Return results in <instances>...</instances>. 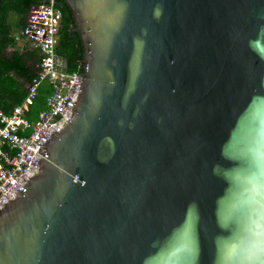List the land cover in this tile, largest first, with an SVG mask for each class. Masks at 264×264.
<instances>
[{
	"label": "water",
	"instance_id": "95a60500",
	"mask_svg": "<svg viewBox=\"0 0 264 264\" xmlns=\"http://www.w3.org/2000/svg\"><path fill=\"white\" fill-rule=\"evenodd\" d=\"M65 2L83 69L0 264H264V0Z\"/></svg>",
	"mask_w": 264,
	"mask_h": 264
},
{
	"label": "built area",
	"instance_id": "2783aa9c",
	"mask_svg": "<svg viewBox=\"0 0 264 264\" xmlns=\"http://www.w3.org/2000/svg\"><path fill=\"white\" fill-rule=\"evenodd\" d=\"M62 13L54 0L30 4L24 26L13 36L25 39L39 51L26 95L8 112L0 107V203L37 163L34 155L50 129L64 115L83 69L69 71L65 59L56 53ZM48 92L44 107L33 109L37 90Z\"/></svg>",
	"mask_w": 264,
	"mask_h": 264
},
{
	"label": "trees",
	"instance_id": "16d2710c",
	"mask_svg": "<svg viewBox=\"0 0 264 264\" xmlns=\"http://www.w3.org/2000/svg\"><path fill=\"white\" fill-rule=\"evenodd\" d=\"M40 0H1L0 2V107L8 112L15 104L21 103L26 89L36 74L38 49L20 52L11 33L24 26L30 4ZM62 17L56 53L62 56L69 71L77 69L83 62V45L71 9L65 0H54ZM14 19L11 20L10 16ZM47 85L43 84L34 100L33 109L44 107Z\"/></svg>",
	"mask_w": 264,
	"mask_h": 264
},
{
	"label": "crops",
	"instance_id": "0c3cea01",
	"mask_svg": "<svg viewBox=\"0 0 264 264\" xmlns=\"http://www.w3.org/2000/svg\"><path fill=\"white\" fill-rule=\"evenodd\" d=\"M12 16V15H11ZM11 20L14 19V17L12 16L10 18ZM25 23V22H24ZM19 30H13L11 35H14L15 33H17ZM13 37V36H12ZM16 42V48L20 51V52H23L25 50H28V51H31L33 49H37L35 47H33L28 41H26L25 39H16V38H13ZM46 85V84H45ZM2 109V108H1ZM3 110V109H2Z\"/></svg>",
	"mask_w": 264,
	"mask_h": 264
},
{
	"label": "rangeland",
	"instance_id": "374dc122",
	"mask_svg": "<svg viewBox=\"0 0 264 264\" xmlns=\"http://www.w3.org/2000/svg\"><path fill=\"white\" fill-rule=\"evenodd\" d=\"M11 17H12V16H10V18H11ZM41 86H42V85H41ZM41 86H40V87H41ZM40 87H39V88H40Z\"/></svg>",
	"mask_w": 264,
	"mask_h": 264
}]
</instances>
